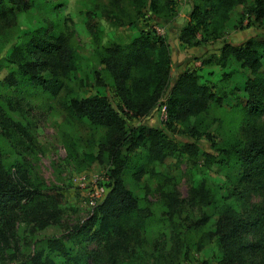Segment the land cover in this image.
<instances>
[{
	"label": "rangeland",
	"instance_id": "374dc122",
	"mask_svg": "<svg viewBox=\"0 0 264 264\" xmlns=\"http://www.w3.org/2000/svg\"><path fill=\"white\" fill-rule=\"evenodd\" d=\"M160 0L157 13L144 9L135 16L130 0H28L27 8L11 12L5 5V18H0V138L6 160L26 164L30 179L43 185L42 199L57 205L58 218L36 228L24 221L16 223L9 233L8 245L0 237V264H15L28 251L44 245L53 235L65 236L64 243L90 253V264H108L104 241L99 236L79 239L75 228L83 225L89 231L97 227L96 204L110 187L105 164L99 161V141L104 128L78 120L66 108L70 90L81 95L102 94L118 108L131 124L165 126L167 115L155 109L144 118H136L127 111L116 93L112 77L100 61L106 47L127 44L141 31L165 36L170 43L172 84L184 70H194L198 80L216 95L225 93L221 104L210 100L202 112L199 130L205 135L196 139L187 131V124L195 117L177 121L166 128L176 148L162 161L155 162L133 181L125 177L127 186L154 210V220L146 231L148 254L142 264H217L215 220L223 202H230L244 216L262 204L264 190L252 189L245 182H233L236 170L223 168L205 159L202 151L213 153L214 144H225L233 137L245 138L252 130L264 137V109L244 116L236 101L245 96L242 89L247 67L229 59L226 66L206 61L219 53L223 40L234 44L247 38L260 37L264 19L238 22L241 4L230 11L223 35L217 40H203L198 45L185 46L178 38L181 27L189 19L193 0ZM134 18V23H127ZM42 31L60 35L80 55V67L72 75L63 77V85L56 94L46 93L25 82V63L32 62L44 73V53L34 43L35 33ZM19 62H23L22 67ZM46 63V62H45ZM240 110V112L238 111ZM184 142L189 143L184 145ZM204 184L216 198L215 204L206 202L200 191ZM48 207V209H50ZM98 214V213H97ZM261 228L249 226L244 235L256 240ZM71 234V235H69ZM140 258V259H139ZM259 249L247 253L246 264H258ZM16 259V260H14Z\"/></svg>",
	"mask_w": 264,
	"mask_h": 264
},
{
	"label": "trees",
	"instance_id": "16d2710c",
	"mask_svg": "<svg viewBox=\"0 0 264 264\" xmlns=\"http://www.w3.org/2000/svg\"><path fill=\"white\" fill-rule=\"evenodd\" d=\"M28 0H0V18H5V5L11 12L27 8ZM135 16L144 14V9L155 13L161 10L160 0H130ZM172 0L166 1L170 7ZM241 4L238 22L247 19H264V0H193L189 19L181 27L178 38L185 46L198 45L203 40H217L223 35L230 11ZM145 7V8H144ZM144 8V9H143ZM127 23L133 24L134 18ZM35 46L44 53L41 66L45 72L37 74L38 68L27 62L24 69L25 82L46 93L56 94L63 85V77L69 76L80 67V55L69 44H63L59 34L35 33ZM126 51L119 46L106 47L100 52V61L112 77V82L127 111L136 118L148 117L159 107L166 105L165 126L131 124L105 95L94 93L81 95L70 90L66 97L68 112L78 120L104 128L99 141L98 158L105 164L110 187L96 204L97 227L89 231L83 225L75 228L79 239L99 236L104 241L108 264H142L148 254L146 231L154 220L155 212L134 190L127 186L125 177L133 181L155 162L162 161L176 148L166 128L177 121H186L194 116L195 123L186 125L187 131L196 139L205 135L199 130L202 112L210 100L219 104L223 94L211 92L205 83L198 80L194 70H184L170 84L172 57L170 43L165 36L141 33L127 44ZM229 59L240 61L247 67L243 83L245 96L236 101L244 116L260 113L264 109V32L260 37H249L234 44L223 40L219 53L206 61L226 66ZM46 62V63H45ZM22 67L23 62H19ZM240 110H238L240 112ZM0 115V121H6ZM0 138V237L8 245L9 233L17 222L24 221L42 228L58 218L57 205L48 206L42 195L43 185L30 179L28 168L23 162L6 160L4 145ZM189 143L184 142V145ZM212 152L202 151L205 159L219 163L223 168L236 170L233 182H247L252 189L264 190V137L252 130L245 138L233 137L225 144H214ZM210 187L201 184L194 194L202 192L208 203L215 204L216 198ZM48 195V194H46ZM98 213V214H97ZM256 225L261 228L256 240L247 239L246 229ZM68 234V233H66ZM62 236V237H66ZM71 235V234H69ZM217 264H246L247 253L259 249L258 264H264V198L257 209L244 217L230 202H223L215 220ZM60 236L53 235L43 240L42 247L28 251L15 264H90V253L74 245L64 243ZM139 258V259H140ZM16 260V259H14Z\"/></svg>",
	"mask_w": 264,
	"mask_h": 264
},
{
	"label": "built area",
	"instance_id": "2783aa9c",
	"mask_svg": "<svg viewBox=\"0 0 264 264\" xmlns=\"http://www.w3.org/2000/svg\"><path fill=\"white\" fill-rule=\"evenodd\" d=\"M158 109L161 110L162 115H165V116L167 115V113H166V105L164 103L160 104Z\"/></svg>",
	"mask_w": 264,
	"mask_h": 264
}]
</instances>
